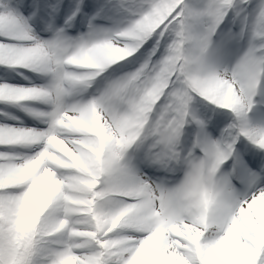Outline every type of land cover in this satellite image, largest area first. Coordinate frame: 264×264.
Returning a JSON list of instances; mask_svg holds the SVG:
<instances>
[{
    "label": "snow or ice",
    "instance_id": "1",
    "mask_svg": "<svg viewBox=\"0 0 264 264\" xmlns=\"http://www.w3.org/2000/svg\"><path fill=\"white\" fill-rule=\"evenodd\" d=\"M0 264H264V0H0Z\"/></svg>",
    "mask_w": 264,
    "mask_h": 264
},
{
    "label": "rangeland",
    "instance_id": "2",
    "mask_svg": "<svg viewBox=\"0 0 264 264\" xmlns=\"http://www.w3.org/2000/svg\"><path fill=\"white\" fill-rule=\"evenodd\" d=\"M16 114L19 115V116H21V118L24 120V123H28V118L26 117V119H25L23 113H21V112H17Z\"/></svg>",
    "mask_w": 264,
    "mask_h": 264
},
{
    "label": "bare ground",
    "instance_id": "3",
    "mask_svg": "<svg viewBox=\"0 0 264 264\" xmlns=\"http://www.w3.org/2000/svg\"><path fill=\"white\" fill-rule=\"evenodd\" d=\"M25 119H26V117H25Z\"/></svg>",
    "mask_w": 264,
    "mask_h": 264
}]
</instances>
